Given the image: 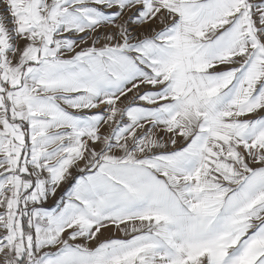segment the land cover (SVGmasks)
Segmentation results:
<instances>
[{"label":"snow or ice","instance_id":"obj_1","mask_svg":"<svg viewBox=\"0 0 264 264\" xmlns=\"http://www.w3.org/2000/svg\"><path fill=\"white\" fill-rule=\"evenodd\" d=\"M0 264H264V0H0Z\"/></svg>","mask_w":264,"mask_h":264}]
</instances>
